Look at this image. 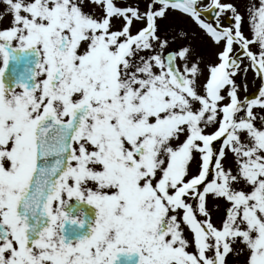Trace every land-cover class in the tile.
<instances>
[{
	"label": "snow or ice",
	"instance_id": "1",
	"mask_svg": "<svg viewBox=\"0 0 264 264\" xmlns=\"http://www.w3.org/2000/svg\"><path fill=\"white\" fill-rule=\"evenodd\" d=\"M5 2L13 26L0 30V264H113L122 252L139 253L140 264H226L238 238L250 250L247 264H264V128L254 123H264V0L249 8L252 39L236 6L221 0L203 7L152 0L143 13L92 0L104 10L101 19L83 10L84 0ZM169 10L223 42L206 65L203 94L204 61L188 33L162 38L159 21ZM225 13L231 26L220 22ZM114 17L123 18L120 30H112ZM134 19L146 21L135 34ZM178 38L185 43L171 48ZM33 48L40 56L34 84L8 88L2 78L11 52ZM249 69L261 85L241 99L236 77ZM209 127L215 130L206 133ZM228 151L236 174L224 165ZM196 154L199 172L186 179ZM242 180L251 191L234 187ZM65 194L98 209L91 235L75 243L65 242L61 226ZM209 194L230 203L222 228L212 222ZM178 209L198 255L186 250L170 214Z\"/></svg>",
	"mask_w": 264,
	"mask_h": 264
},
{
	"label": "rangeland",
	"instance_id": "2",
	"mask_svg": "<svg viewBox=\"0 0 264 264\" xmlns=\"http://www.w3.org/2000/svg\"><path fill=\"white\" fill-rule=\"evenodd\" d=\"M32 2V0H25V3ZM222 3H232L234 6H236L238 12L242 15V31L244 35L252 39L253 37V29L250 23V12L249 8L254 4L257 7L260 4V0H221ZM127 4V0H126ZM129 4V3H128ZM199 4L203 7L208 4H210V0H199ZM130 5V4H129ZM83 10L89 14H92L95 18L101 19L105 15L103 9L95 5L91 0H84V4L82 5ZM132 7H138L139 10L143 13L145 11V7H142V3H137L132 5ZM154 7H158V5H154ZM22 14H26L23 13ZM230 13H225L221 16L220 22L223 26H231L234 21L229 20V24L226 22L228 19V16ZM227 18V19H226ZM13 22V14L10 12L5 0H0V24H12ZM210 22H213L211 20ZM113 24H123V18L122 17H114L112 20ZM133 24H143V21H136L134 19ZM160 30L162 38H167L172 35L178 34L179 30L183 29L185 32L188 33V39H190L192 46L196 49L197 53L203 57L204 63L201 65L202 67H205V74L203 77H201L199 81V87L198 91L203 94L204 89L203 85L206 82L207 77V70L206 65L210 61H216V53L219 50H222L223 42H221L220 46H217L213 43L210 37H208L199 27L193 22V20L188 17L187 15L181 13L178 10H169L168 15L165 19L159 21ZM174 28L175 32H168L165 33L166 28ZM131 28H134V25H132ZM195 33V35H193ZM185 43V40L182 38H178L175 42L171 43V48H175L177 44L183 45ZM238 48V45L235 46ZM250 48L253 51L258 52V45L252 44L250 45ZM170 50V49H169ZM244 60V63L247 64L248 61L246 58H242ZM43 79V78H42ZM237 81L241 83V89L238 93L239 97L243 99L245 96H250L251 94H254L257 92L258 88L261 85V81L255 76L254 72L249 69L248 73L246 75L240 74L236 77ZM247 83V90L245 91L243 88V84ZM230 102L229 98H226L223 103ZM254 111H259L258 109H254ZM264 114V113H262ZM258 127L264 128V123H262L259 119H257L254 122ZM215 130V127H209L205 129L206 133H211ZM242 140L247 142V136L245 133L241 134ZM185 139V136L181 135V137L178 140H175L173 142L174 146L178 145L179 143H182ZM215 148L218 150L220 147V142H214ZM199 154H196L193 162L189 165V176L186 177V179H190L191 176L198 174L197 167L199 166ZM198 165V166H197ZM224 165L226 168H231L233 170V173L236 174L238 172V165L235 162L234 154L228 151L227 158L224 160ZM211 174L209 176V180L211 179ZM234 187L238 190H245V191H251V186L247 185L246 182L243 180L239 184H235ZM194 204V210H195V201H191ZM215 205H219V207H215ZM206 206L211 212L212 222L214 226L217 228H222V222L225 219L226 216V210L230 206V203L226 201L225 198H213L212 194H209L206 197ZM170 214H176L177 219L180 222L182 234L183 236L189 241V245L187 247V251L197 254L198 250L195 247L194 243V233L191 231L190 227L186 225V223L183 221V210L178 209L176 213ZM197 218L199 220L206 219L202 215H200L197 212ZM241 227H245V225H241ZM234 251L232 253H229L226 257V264H247L248 257L250 255V250L247 248V246L240 242V238L237 239L236 243L233 244ZM206 255L208 256H214V249H210L206 252Z\"/></svg>",
	"mask_w": 264,
	"mask_h": 264
},
{
	"label": "flooded vegetation",
	"instance_id": "3",
	"mask_svg": "<svg viewBox=\"0 0 264 264\" xmlns=\"http://www.w3.org/2000/svg\"><path fill=\"white\" fill-rule=\"evenodd\" d=\"M91 2H92V0H91ZM151 2H152V0H127V4H126V0H114V3L118 7H129V6H132V5L137 4V3H142V7H145V6H148V4ZM147 10H148V7L145 8V11H147ZM144 22H146V21H143V23ZM133 25H134V28H131V31L133 34H135L141 28L146 26V24H133ZM11 26H13V25L12 24H0V30H6L7 28H9ZM122 26H123V24H113L112 30H120L122 28ZM143 54L147 55L150 53H143ZM38 56H39V54H38ZM39 60H40V56H39ZM39 60H38V63H39ZM36 68H37V66H36ZM35 71H36V69H35ZM42 78H44V77H41V79ZM16 85H17L16 83L11 84V82H10V85L7 84L6 86L8 88H13ZM87 186L94 188L95 184L93 182H89ZM64 199H66L68 202H67V204L63 205V210L69 216L79 217V216H81V214H83V219H84L83 224L72 223L71 220L65 221V225H64V229H63V235L65 236V242L72 241L75 243L76 241H78V239L91 235V230L95 226V221L97 219L96 214L98 212V209L94 205L88 204L87 201L80 200L77 197L69 198L65 194ZM82 203H85L91 207L90 209H92L94 211L93 216H92V210L89 209L87 211V210H85V208L82 209ZM123 253H125V255L129 256L128 259H129V261H131V259L133 257V253H135V252H133V253L123 252ZM137 254L139 257V264H140V254L139 253H137Z\"/></svg>",
	"mask_w": 264,
	"mask_h": 264
},
{
	"label": "water",
	"instance_id": "4",
	"mask_svg": "<svg viewBox=\"0 0 264 264\" xmlns=\"http://www.w3.org/2000/svg\"><path fill=\"white\" fill-rule=\"evenodd\" d=\"M207 20H211L212 18L210 16L205 17ZM23 55L22 59H20V54H17L16 56H13L8 63V67L6 68L5 72L11 75L13 79H22L23 83L29 85L32 83L33 80V69L35 67L36 58L33 57L30 53H27ZM18 212L21 214H24L22 206L18 208ZM29 215L28 223L32 225L35 223V219ZM47 217H39V226L37 228V231H39L43 226H46L47 224ZM29 234L31 238H35V234L29 230Z\"/></svg>",
	"mask_w": 264,
	"mask_h": 264
},
{
	"label": "clouds",
	"instance_id": "5",
	"mask_svg": "<svg viewBox=\"0 0 264 264\" xmlns=\"http://www.w3.org/2000/svg\"><path fill=\"white\" fill-rule=\"evenodd\" d=\"M68 220H71L72 223H74V222H78L79 224L84 223L83 214H81V216H79V217H72V216L68 215ZM64 225H65V221L62 219L61 226L64 228Z\"/></svg>",
	"mask_w": 264,
	"mask_h": 264
}]
</instances>
